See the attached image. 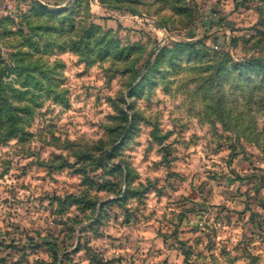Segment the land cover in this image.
<instances>
[{
  "label": "rangeland",
  "instance_id": "374dc122",
  "mask_svg": "<svg viewBox=\"0 0 264 264\" xmlns=\"http://www.w3.org/2000/svg\"><path fill=\"white\" fill-rule=\"evenodd\" d=\"M17 54L0 264H264V0H0Z\"/></svg>",
  "mask_w": 264,
  "mask_h": 264
},
{
  "label": "trees",
  "instance_id": "16d2710c",
  "mask_svg": "<svg viewBox=\"0 0 264 264\" xmlns=\"http://www.w3.org/2000/svg\"><path fill=\"white\" fill-rule=\"evenodd\" d=\"M37 17H41L49 20H57L59 17L60 27L66 25V20L63 19V14L66 13L64 10L58 12H50L48 9L36 5ZM135 13V12H134ZM62 17V18H61ZM31 18L28 16L24 17V22H27V28L31 33L35 31H42L44 35L51 32L50 29L42 30V28H33L31 26ZM60 32V30H57ZM21 33V32H19ZM12 38H18L17 34H13ZM21 38L25 39V43L20 47L25 48H34L38 46V49L45 50L48 47H45V42L42 37L43 42L32 44L31 39L28 40L27 36L24 33H21ZM24 54V53H23ZM17 54L9 58L10 63L7 64L0 56V145L6 143L14 137H23L27 136L28 133L25 131V126L29 124L31 120L32 108L31 101L28 98V90L22 91L17 86L20 81H24L22 78L30 75L31 73H25L23 65L22 55ZM27 88V87H26ZM221 108V103L219 102Z\"/></svg>",
  "mask_w": 264,
  "mask_h": 264
}]
</instances>
